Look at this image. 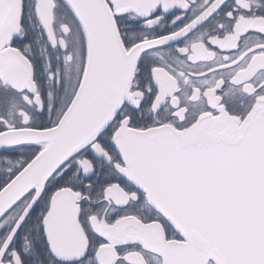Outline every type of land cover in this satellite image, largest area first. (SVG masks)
Masks as SVG:
<instances>
[{
    "label": "snow or ice",
    "instance_id": "1",
    "mask_svg": "<svg viewBox=\"0 0 264 264\" xmlns=\"http://www.w3.org/2000/svg\"><path fill=\"white\" fill-rule=\"evenodd\" d=\"M0 264H264V0H0Z\"/></svg>",
    "mask_w": 264,
    "mask_h": 264
}]
</instances>
